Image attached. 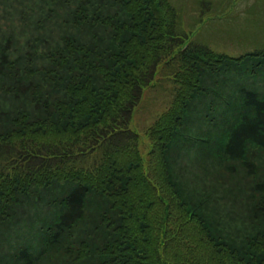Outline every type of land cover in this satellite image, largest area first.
Listing matches in <instances>:
<instances>
[{
  "label": "trees",
  "instance_id": "1",
  "mask_svg": "<svg viewBox=\"0 0 264 264\" xmlns=\"http://www.w3.org/2000/svg\"><path fill=\"white\" fill-rule=\"evenodd\" d=\"M11 5L0 264H264V49L215 53L170 0ZM166 79L170 107L135 132Z\"/></svg>",
  "mask_w": 264,
  "mask_h": 264
},
{
  "label": "rangeland",
  "instance_id": "2",
  "mask_svg": "<svg viewBox=\"0 0 264 264\" xmlns=\"http://www.w3.org/2000/svg\"><path fill=\"white\" fill-rule=\"evenodd\" d=\"M32 1L37 0H0V42L1 36L8 31L4 14L7 10L13 11L11 4L23 10L26 3ZM170 3L179 14V33L190 35L197 31L194 41L217 54L239 56L264 49V0H170ZM11 24L16 29L23 27L17 20ZM240 83L246 84V81L240 80ZM174 87L166 79L146 90L142 103L133 115L131 129L143 133L145 128L151 126L157 116L170 107L174 99ZM219 106L217 116L225 115L222 101ZM178 160L186 166L183 174L189 178L187 184L196 187L189 173L193 161L189 163L187 157Z\"/></svg>",
  "mask_w": 264,
  "mask_h": 264
}]
</instances>
